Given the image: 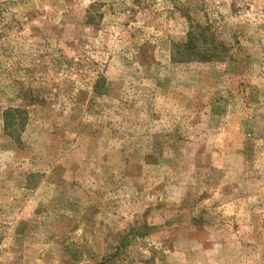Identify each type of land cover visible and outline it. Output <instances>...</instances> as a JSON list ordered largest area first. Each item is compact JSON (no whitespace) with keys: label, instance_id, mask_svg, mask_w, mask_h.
Masks as SVG:
<instances>
[{"label":"rangeland","instance_id":"obj_1","mask_svg":"<svg viewBox=\"0 0 264 264\" xmlns=\"http://www.w3.org/2000/svg\"><path fill=\"white\" fill-rule=\"evenodd\" d=\"M0 264H264V0H0Z\"/></svg>","mask_w":264,"mask_h":264},{"label":"trees","instance_id":"obj_2","mask_svg":"<svg viewBox=\"0 0 264 264\" xmlns=\"http://www.w3.org/2000/svg\"><path fill=\"white\" fill-rule=\"evenodd\" d=\"M210 30H208L209 34ZM203 36V38L197 43L198 37ZM208 41L207 34H205V29L201 30L199 34L197 35L195 30L190 29L188 31V41L186 43V47L192 48V46L198 47L200 50L203 51L202 57L204 60H210L215 58L213 55H218L216 52L217 44L220 43L219 41L214 42V39L211 41L213 43L212 46H206V43ZM223 45V44H222Z\"/></svg>","mask_w":264,"mask_h":264}]
</instances>
